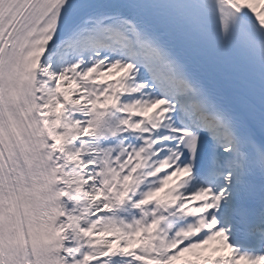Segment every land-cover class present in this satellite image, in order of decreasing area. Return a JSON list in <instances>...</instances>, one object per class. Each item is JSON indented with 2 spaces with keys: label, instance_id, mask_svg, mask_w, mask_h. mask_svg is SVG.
Here are the masks:
<instances>
[{
  "label": "snow or ice",
  "instance_id": "6c2138e0",
  "mask_svg": "<svg viewBox=\"0 0 264 264\" xmlns=\"http://www.w3.org/2000/svg\"><path fill=\"white\" fill-rule=\"evenodd\" d=\"M0 264H264V0H0Z\"/></svg>",
  "mask_w": 264,
  "mask_h": 264
}]
</instances>
